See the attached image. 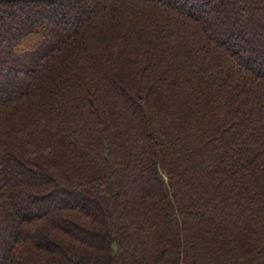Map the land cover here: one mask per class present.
Segmentation results:
<instances>
[{"label":"trees","instance_id":"obj_1","mask_svg":"<svg viewBox=\"0 0 264 264\" xmlns=\"http://www.w3.org/2000/svg\"><path fill=\"white\" fill-rule=\"evenodd\" d=\"M0 264H264V0H0Z\"/></svg>","mask_w":264,"mask_h":264},{"label":"rangeland","instance_id":"obj_2","mask_svg":"<svg viewBox=\"0 0 264 264\" xmlns=\"http://www.w3.org/2000/svg\"><path fill=\"white\" fill-rule=\"evenodd\" d=\"M255 39H262V37H260L259 35H257V36H255ZM254 40V39H253ZM255 44L257 45L258 44V42L256 41L255 42ZM16 84H19V83H16ZM17 87V86H16ZM60 199H64V196H61L60 197ZM68 200V199H67ZM70 200V199H69ZM71 200H73V199H71ZM78 200H80V199H78ZM81 202H84V201H86V200H80Z\"/></svg>","mask_w":264,"mask_h":264}]
</instances>
